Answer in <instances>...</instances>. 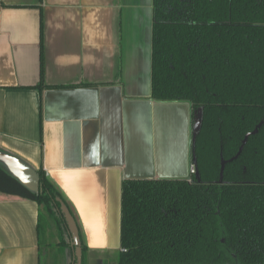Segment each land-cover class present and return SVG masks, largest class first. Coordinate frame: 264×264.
Wrapping results in <instances>:
<instances>
[{
    "label": "crops",
    "instance_id": "obj_1",
    "mask_svg": "<svg viewBox=\"0 0 264 264\" xmlns=\"http://www.w3.org/2000/svg\"><path fill=\"white\" fill-rule=\"evenodd\" d=\"M152 23V0H0V154L58 191L82 264L120 248L124 179L190 177L200 109L151 97ZM43 210L0 192V264H74L64 221L42 249Z\"/></svg>",
    "mask_w": 264,
    "mask_h": 264
},
{
    "label": "trees",
    "instance_id": "obj_2",
    "mask_svg": "<svg viewBox=\"0 0 264 264\" xmlns=\"http://www.w3.org/2000/svg\"><path fill=\"white\" fill-rule=\"evenodd\" d=\"M152 19L150 94L200 108L196 174L122 181L117 264H264V0H152ZM39 175L0 168V192L55 217Z\"/></svg>",
    "mask_w": 264,
    "mask_h": 264
},
{
    "label": "water",
    "instance_id": "obj_3",
    "mask_svg": "<svg viewBox=\"0 0 264 264\" xmlns=\"http://www.w3.org/2000/svg\"><path fill=\"white\" fill-rule=\"evenodd\" d=\"M0 167L5 169L11 177L15 178L29 191L34 193L39 191V173L22 161L7 154H0ZM57 201L60 203L58 211L67 228L70 243L74 250V264H82V247L77 224L66 204L59 198H57Z\"/></svg>",
    "mask_w": 264,
    "mask_h": 264
},
{
    "label": "rangeland",
    "instance_id": "obj_4",
    "mask_svg": "<svg viewBox=\"0 0 264 264\" xmlns=\"http://www.w3.org/2000/svg\"><path fill=\"white\" fill-rule=\"evenodd\" d=\"M55 217L60 219L58 211H56V210H55ZM55 217H53L50 214H48V212L45 211V209L43 210V214L41 215V219H40L41 247H42V249L44 248L45 239H47L45 237L48 236V240H50V242L54 244L56 242V240L58 238H60V235H62L61 234V230L58 227V223L55 220ZM45 229H46L48 235L47 236L46 235L42 236V232ZM62 241H63V239H62V236H61V242ZM114 256L115 257L111 256V257L104 258L100 264H117V251H116V254H114ZM92 264H98V263L95 261L94 263L92 262Z\"/></svg>",
    "mask_w": 264,
    "mask_h": 264
},
{
    "label": "flooded vegetation",
    "instance_id": "obj_5",
    "mask_svg": "<svg viewBox=\"0 0 264 264\" xmlns=\"http://www.w3.org/2000/svg\"><path fill=\"white\" fill-rule=\"evenodd\" d=\"M199 108V107H198ZM200 109V108H199ZM200 116H201V110H200ZM197 131V130H196ZM192 148V147H191ZM192 150V149H191ZM191 157H192V153H191ZM190 165H193L194 166V172L192 173V174H190V177L192 176V175H195L196 174V168H195V165H194V163L191 161V163H190ZM189 177V178H190ZM188 178V179H189Z\"/></svg>",
    "mask_w": 264,
    "mask_h": 264
},
{
    "label": "built area",
    "instance_id": "obj_6",
    "mask_svg": "<svg viewBox=\"0 0 264 264\" xmlns=\"http://www.w3.org/2000/svg\"><path fill=\"white\" fill-rule=\"evenodd\" d=\"M194 172V166L189 165V174H192Z\"/></svg>",
    "mask_w": 264,
    "mask_h": 264
}]
</instances>
